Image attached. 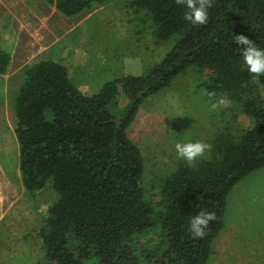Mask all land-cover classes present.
<instances>
[{
    "label": "trees",
    "instance_id": "trees-1",
    "mask_svg": "<svg viewBox=\"0 0 264 264\" xmlns=\"http://www.w3.org/2000/svg\"><path fill=\"white\" fill-rule=\"evenodd\" d=\"M46 1L74 16L105 0ZM208 3V21L198 25L185 19L177 0H131L154 40L174 45L145 74L106 81L94 94L61 62L26 67L14 104L22 182L33 193L51 180L59 195L39 231L44 264L209 263L226 226L229 193L264 167V76L248 73L234 43L243 34L264 48V0ZM10 60L0 46V74ZM192 66L212 72L211 94L227 97L254 124L238 140H218L210 158L178 164L152 201L141 185L145 159L129 129L144 101ZM201 211L215 219L196 239L189 225Z\"/></svg>",
    "mask_w": 264,
    "mask_h": 264
},
{
    "label": "rangeland",
    "instance_id": "rangeland-1",
    "mask_svg": "<svg viewBox=\"0 0 264 264\" xmlns=\"http://www.w3.org/2000/svg\"><path fill=\"white\" fill-rule=\"evenodd\" d=\"M102 4L104 8L70 30L65 56L59 51L62 49L59 45L50 50L57 60L65 63L73 82L87 94L99 91L106 81L145 74L174 45L170 40H154L149 20L145 19L148 24L141 21L143 14L134 11L131 0H105L98 7ZM79 15L72 16L71 21H76ZM211 73L190 67L168 88L144 101L129 129L131 140L139 146L145 159L141 185L152 201L159 200L163 180L178 164L189 163L178 156L177 142L198 140L210 146L190 163L196 164L212 156L215 143L222 137L238 140L244 131L253 127V120L238 108L227 105L213 110L210 107L219 99L206 86L213 78ZM24 77L23 72L4 77L12 86L10 99L3 104L0 98V123L3 116L6 124L8 109L7 117L15 131L14 104ZM4 138V128L0 125V144ZM58 196L50 180L42 190L28 191L21 198L17 209L0 226V264H44L39 231ZM225 213L226 226L212 245L208 264H264V167L233 187Z\"/></svg>",
    "mask_w": 264,
    "mask_h": 264
},
{
    "label": "crops",
    "instance_id": "crops-1",
    "mask_svg": "<svg viewBox=\"0 0 264 264\" xmlns=\"http://www.w3.org/2000/svg\"><path fill=\"white\" fill-rule=\"evenodd\" d=\"M98 5L95 3L90 9L82 11L79 16L85 14L84 17L78 16L72 22V16L60 13L54 4L46 0H0V46L11 55L7 73L0 74V98L3 104L8 103L9 89L12 87L4 77H13L22 72L25 74L26 67L42 59L61 62L50 50L59 45L62 47L59 51L65 56L70 30L104 8L103 4L101 7ZM7 113L8 109L5 111L6 124L3 116L0 123L5 132V138L0 144V226L28 193L22 182L20 146L15 126L8 119Z\"/></svg>",
    "mask_w": 264,
    "mask_h": 264
},
{
    "label": "clouds",
    "instance_id": "clouds-1",
    "mask_svg": "<svg viewBox=\"0 0 264 264\" xmlns=\"http://www.w3.org/2000/svg\"><path fill=\"white\" fill-rule=\"evenodd\" d=\"M186 9L185 19L190 23L204 25L208 21V0H177ZM237 50L242 58L244 67L248 73L255 77L264 76V48H261L247 36L241 34L234 38ZM231 101L227 97H220L217 101L211 103L210 107L215 110L220 106L230 105ZM209 145L201 141L177 142L175 149L178 156L192 163L198 157L202 156ZM215 219V213L201 211L193 216L190 221L189 231L193 238H204L211 221Z\"/></svg>",
    "mask_w": 264,
    "mask_h": 264
}]
</instances>
